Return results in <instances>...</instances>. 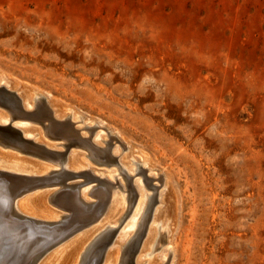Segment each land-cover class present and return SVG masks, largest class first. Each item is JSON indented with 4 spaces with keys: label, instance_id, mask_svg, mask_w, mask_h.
<instances>
[{
    "label": "rangeland",
    "instance_id": "374dc122",
    "mask_svg": "<svg viewBox=\"0 0 264 264\" xmlns=\"http://www.w3.org/2000/svg\"><path fill=\"white\" fill-rule=\"evenodd\" d=\"M0 67L77 109L76 126L96 118L150 154L158 190L157 171L169 175L171 264H264V0H0Z\"/></svg>",
    "mask_w": 264,
    "mask_h": 264
},
{
    "label": "bare ground",
    "instance_id": "6f19581e",
    "mask_svg": "<svg viewBox=\"0 0 264 264\" xmlns=\"http://www.w3.org/2000/svg\"><path fill=\"white\" fill-rule=\"evenodd\" d=\"M0 86L13 89L14 100L21 108L33 111L14 117L10 108L0 104V125L9 126L10 131L0 133L7 139L3 142L0 137V144L19 151L24 147L21 152L47 162L39 164L18 157L10 160L8 155H0L5 167L0 168V264H171L178 222L177 197L167 173L157 171L163 190L150 184L154 178L146 174L156 169L150 154L127 138L123 143L119 132L96 118L83 116L86 124L76 126L81 120L75 119H82L77 109L52 104L46 100L49 97L44 90L21 83L1 67ZM41 104L51 117L37 116ZM12 126L21 134L16 135ZM83 130L92 134L86 136ZM44 136L63 139L66 147H82L87 153L67 148L64 154L54 149L59 144L44 140ZM24 138L29 141L25 143ZM86 155L111 168L96 169ZM77 178L83 180L73 182ZM37 189L47 190L37 192L33 198L28 192ZM118 189L127 194L120 195ZM125 200L131 210L115 231L116 219L128 206ZM83 230L85 233L78 235ZM163 235L164 246L158 250L155 244L162 242ZM153 250V256L145 258Z\"/></svg>",
    "mask_w": 264,
    "mask_h": 264
},
{
    "label": "water",
    "instance_id": "95a60500",
    "mask_svg": "<svg viewBox=\"0 0 264 264\" xmlns=\"http://www.w3.org/2000/svg\"><path fill=\"white\" fill-rule=\"evenodd\" d=\"M6 96H11V99L13 101L8 100L6 98ZM15 97H16V95L14 94L13 91H10V90L6 89L5 87L0 86V104L2 106L4 105L5 107L10 108V110H12L14 112V114H13L14 117L16 116V114H18L20 112L24 113V114L33 112L32 110H23L21 108V106L18 104V101L14 100ZM8 127L9 126H7V125H0V133H10V131H7ZM11 129L16 133V135H20L21 134V132L16 127L12 126ZM0 137H2V136H0ZM23 140H24L25 143H27L29 141V139H26V138H24ZM1 141L6 142L7 139L2 137ZM24 149H26V148L20 147L21 151L24 150ZM115 229L116 228L114 227V230Z\"/></svg>",
    "mask_w": 264,
    "mask_h": 264
}]
</instances>
